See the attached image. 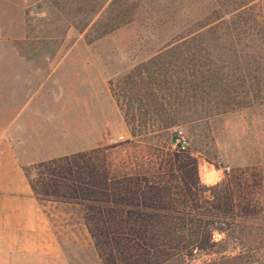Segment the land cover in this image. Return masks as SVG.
<instances>
[{
	"label": "trees",
	"instance_id": "1",
	"mask_svg": "<svg viewBox=\"0 0 264 264\" xmlns=\"http://www.w3.org/2000/svg\"><path fill=\"white\" fill-rule=\"evenodd\" d=\"M91 1L78 0L76 6ZM253 2L218 0L217 8L196 27L187 28L108 81L132 137L147 142L164 137L168 148L175 137L179 148L177 139L183 133L177 127L184 125L186 144L179 149L192 144L206 160H216L208 118L264 102V48L261 41L254 46L249 30L257 22ZM133 5L128 0H100L84 24L100 9L99 18L84 32L85 40L129 21ZM91 151L32 162L22 171L38 198L80 197L99 203L86 206L104 209L98 213L107 215L99 227L105 231L102 243L89 229L102 264H264V205L252 200L246 175L234 186L226 181L223 168L221 179L201 185L211 190L205 196L195 185L196 160L189 153L183 159L179 152L169 151L157 165L164 170L156 175L121 177L92 169ZM185 161L192 165L188 170ZM176 170L188 180L167 184L162 174L175 176ZM214 230L220 233L217 239ZM227 249L231 252H224ZM197 251L215 255L186 261Z\"/></svg>",
	"mask_w": 264,
	"mask_h": 264
},
{
	"label": "rangeland",
	"instance_id": "2",
	"mask_svg": "<svg viewBox=\"0 0 264 264\" xmlns=\"http://www.w3.org/2000/svg\"><path fill=\"white\" fill-rule=\"evenodd\" d=\"M128 1L134 2L133 7H130L131 19L102 35L91 34L90 41L87 42L84 32L92 21L99 18L102 13L100 9L85 27L84 24L94 13L93 10L98 7L100 0H92L86 5L80 3V6H76L78 0H0V174L6 173L5 169L8 167L7 143L11 140L12 133H17L19 125L34 107L39 106L38 120L44 119L49 123L55 118L59 121L60 111L54 105L56 101L51 98L52 103L39 105L44 90L51 82L62 78L64 86H69L74 80L73 77L77 75L79 81L80 79L97 81L101 78L108 88L109 80H114L133 63L146 58L187 28L196 27V24L218 5V0ZM253 1L252 14L257 22L249 30L254 46H258L261 41L264 48V0ZM23 57L34 62L33 66L40 67H31L29 63L23 64ZM53 59H57L58 62L50 70ZM63 95L65 102L67 96ZM110 99L113 103L112 96ZM89 100L91 102L92 98ZM94 100L98 101L96 109L92 104L85 106L79 101L77 105L79 124L83 123V115L87 114L92 121L100 123L103 112L106 119L112 120V110L109 109V105L107 107L104 97L95 98L92 103ZM114 107L122 119L116 105ZM207 124L218 152V157L214 161L206 160L192 148V144H188L185 149H179L175 145L176 142L174 145L169 142L168 148L164 137H157L151 142L132 137L124 121L119 132L121 138L116 142L110 141L115 130L111 128L107 141L104 139L99 145L78 148L77 151L63 155L87 153L93 149L88 160L89 163H95L92 169L100 171L104 169L103 172L107 174L116 172L115 175L121 177L125 173H129L130 177L136 173L148 177L164 170L157 165L164 162L163 159L169 151L179 152L183 159L185 154L189 153L196 160L195 185L201 189L202 195H209L211 190L201 185L208 186L221 179L224 168L226 181H232L234 186L242 175H246L252 200L263 202L264 205V102L213 115L208 118ZM177 128L187 135L184 125ZM61 142L64 144L66 137L63 136ZM21 144L23 141L19 140L15 148L20 149L19 156L22 161H29L33 156L22 152ZM32 162L37 161L26 162L23 165ZM185 162L188 163H183L185 170H188L189 166L192 167L189 161ZM206 173L213 176L212 181H207ZM164 175L162 174L169 185H181L183 180H188L177 170L175 176ZM135 181L137 183V180ZM124 182L128 183L126 180ZM69 199L52 200L55 202L52 209L55 220L58 223L61 219L59 225H56L60 239L47 241V244H51L52 249L53 246L58 248L59 256L57 254L52 256L59 262L54 263L50 258L51 254H47L49 251L46 252L45 262L102 264L90 230L99 238L98 243H102L105 231L99 227H102L104 217L107 215L98 213V209L105 210L98 207L88 209L86 203L99 204L91 199L84 198L83 201L80 197ZM47 210L50 212L51 209ZM212 236L217 239L220 233L214 230ZM12 242L4 231H0V248L5 249ZM224 252L231 251L227 249ZM214 255L215 253L210 251L207 253L197 251L186 261L197 262Z\"/></svg>",
	"mask_w": 264,
	"mask_h": 264
},
{
	"label": "crops",
	"instance_id": "3",
	"mask_svg": "<svg viewBox=\"0 0 264 264\" xmlns=\"http://www.w3.org/2000/svg\"><path fill=\"white\" fill-rule=\"evenodd\" d=\"M22 60L23 64L29 63L31 67H40L39 65L33 66L34 62L28 58L23 57ZM57 62V59H53L50 70L56 66ZM73 78L69 86H64L62 78L55 79L44 90L39 101V105L52 103L51 98L56 101L54 105L60 111L59 121L55 118L49 123H46L44 119L38 120L37 116L40 113L37 105L31 113L26 115L17 133L13 132L11 140L7 143L8 167L5 169L6 173L0 174V231H4L8 239L13 242L5 249L0 248V264H50L45 262L47 251H49L47 254L51 256L55 254L59 256L58 248L53 246L52 249L50 247L52 245L47 244V241H59L60 239L56 225L61 219L57 223L52 211L55 202L40 199L32 192L22 171L23 164L71 153L77 151L78 148L99 145L104 139L108 140L111 128L115 129L112 137L119 135L123 121L114 107V101V105L111 103L110 92L102 79L99 78L97 81L80 79L79 81L77 75ZM63 94L67 96L65 102ZM99 97H104L107 107L109 105V109L112 110V120L111 118L106 119L103 112L100 123L96 120L92 121L90 115L87 114L83 115V123L79 124L77 122L79 101H82L85 106L92 104L96 109L98 101L94 100L93 103L92 101ZM89 98H92L91 102ZM63 136L66 137L64 144L61 142ZM19 140L23 141L22 152L33 156L29 161H22L19 156L20 149L15 148ZM47 208L51 209L50 212ZM53 256L50 258L54 263L59 262Z\"/></svg>",
	"mask_w": 264,
	"mask_h": 264
},
{
	"label": "built area",
	"instance_id": "4",
	"mask_svg": "<svg viewBox=\"0 0 264 264\" xmlns=\"http://www.w3.org/2000/svg\"><path fill=\"white\" fill-rule=\"evenodd\" d=\"M120 138H121V135H117L116 137H111L110 141L111 142H116ZM177 142H178L179 148H183L184 147V145L186 144V141H185V138H184L183 134H179ZM216 176L217 175H215V177Z\"/></svg>",
	"mask_w": 264,
	"mask_h": 264
},
{
	"label": "water",
	"instance_id": "5",
	"mask_svg": "<svg viewBox=\"0 0 264 264\" xmlns=\"http://www.w3.org/2000/svg\"><path fill=\"white\" fill-rule=\"evenodd\" d=\"M175 142H176V139H175V137H171V139H170V143H171V145H174V144H175Z\"/></svg>",
	"mask_w": 264,
	"mask_h": 264
},
{
	"label": "bare ground",
	"instance_id": "6",
	"mask_svg": "<svg viewBox=\"0 0 264 264\" xmlns=\"http://www.w3.org/2000/svg\"><path fill=\"white\" fill-rule=\"evenodd\" d=\"M207 174V173H206ZM207 181H212L213 176L211 177L210 173L206 175Z\"/></svg>",
	"mask_w": 264,
	"mask_h": 264
}]
</instances>
